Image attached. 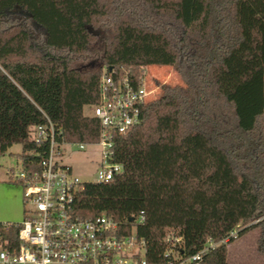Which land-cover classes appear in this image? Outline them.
Returning a JSON list of instances; mask_svg holds the SVG:
<instances>
[{
    "label": "trees",
    "instance_id": "16d2710c",
    "mask_svg": "<svg viewBox=\"0 0 264 264\" xmlns=\"http://www.w3.org/2000/svg\"><path fill=\"white\" fill-rule=\"evenodd\" d=\"M151 66L180 82L147 80L156 98L116 139L124 174L86 183L72 215L136 232L151 264L175 262L169 236L190 256L234 231L201 264H229L253 231L264 259V0H0V157L20 145L23 168L40 172L47 148L31 131L48 121L60 141L96 143L85 110L102 77L137 84Z\"/></svg>",
    "mask_w": 264,
    "mask_h": 264
},
{
    "label": "built area",
    "instance_id": "2783aa9c",
    "mask_svg": "<svg viewBox=\"0 0 264 264\" xmlns=\"http://www.w3.org/2000/svg\"><path fill=\"white\" fill-rule=\"evenodd\" d=\"M157 93L145 75L136 84L128 77L106 74L101 79L99 103L90 107L91 117L100 126L96 143L60 141L62 132L51 121L32 129L31 139L45 146L47 154L41 161L40 172L21 166L19 172L11 173V180L22 189L24 218L19 223L0 222V264H151L146 258V240L136 232L129 233L126 226L113 218H74L75 198L86 183H81L71 168L59 162L67 148L97 150L100 161L94 183L108 184L123 175L125 167L115 155L116 139L141 123L142 107ZM144 221L143 213L134 219L137 225ZM237 237L238 231H234L220 243L208 240L199 252L185 256L175 251L182 238L169 236L167 241L173 240L174 249L165 256L175 257V262L168 264H201L207 253Z\"/></svg>",
    "mask_w": 264,
    "mask_h": 264
},
{
    "label": "rangeland",
    "instance_id": "374dc122",
    "mask_svg": "<svg viewBox=\"0 0 264 264\" xmlns=\"http://www.w3.org/2000/svg\"><path fill=\"white\" fill-rule=\"evenodd\" d=\"M165 76V78H171L167 84H175L180 82L177 74L170 68L151 66L146 70L145 77L147 80ZM163 82H167L166 80ZM161 82V83H163ZM165 84V83H164ZM85 114L92 115L90 108H86ZM63 158L59 164L72 169L73 174L79 178L81 183H94L97 179L98 164L100 161L99 153L94 151H79L76 147L64 149ZM22 152L20 145H15L2 157H0V165L4 169L14 167L16 172H19L22 166L17 155ZM16 185L17 183L14 182ZM17 184L16 186H18ZM23 215V214H22ZM22 221V217L15 221L19 223ZM258 231L251 232L247 236L240 239L237 243L229 246L228 254L229 260L232 263H245L255 264L261 259V255L257 252V236Z\"/></svg>",
    "mask_w": 264,
    "mask_h": 264
},
{
    "label": "crops",
    "instance_id": "0c3cea01",
    "mask_svg": "<svg viewBox=\"0 0 264 264\" xmlns=\"http://www.w3.org/2000/svg\"><path fill=\"white\" fill-rule=\"evenodd\" d=\"M14 171V167H10L6 170L0 165V222H15L21 217L22 220L24 218L22 189L19 185V187H17V184L15 185L11 180V173ZM258 238L259 235L257 236V240ZM228 261L229 264H235L229 260V254ZM238 264L245 263L239 262ZM255 264H264L263 257L261 256L259 262H256Z\"/></svg>",
    "mask_w": 264,
    "mask_h": 264
},
{
    "label": "water",
    "instance_id": "95a60500",
    "mask_svg": "<svg viewBox=\"0 0 264 264\" xmlns=\"http://www.w3.org/2000/svg\"><path fill=\"white\" fill-rule=\"evenodd\" d=\"M110 71H112V69H110ZM130 222H134V219L132 218V219H130Z\"/></svg>",
    "mask_w": 264,
    "mask_h": 264
}]
</instances>
